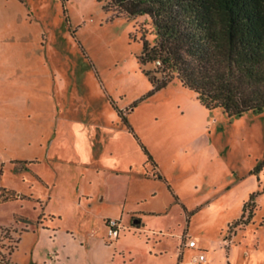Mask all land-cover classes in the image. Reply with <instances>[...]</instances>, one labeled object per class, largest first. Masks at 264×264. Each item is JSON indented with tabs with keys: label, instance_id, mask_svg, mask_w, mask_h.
<instances>
[{
	"label": "rangeland",
	"instance_id": "rangeland-1",
	"mask_svg": "<svg viewBox=\"0 0 264 264\" xmlns=\"http://www.w3.org/2000/svg\"><path fill=\"white\" fill-rule=\"evenodd\" d=\"M144 30L97 0H0V264H262L264 111L156 89Z\"/></svg>",
	"mask_w": 264,
	"mask_h": 264
},
{
	"label": "trees",
	"instance_id": "trees-1",
	"mask_svg": "<svg viewBox=\"0 0 264 264\" xmlns=\"http://www.w3.org/2000/svg\"><path fill=\"white\" fill-rule=\"evenodd\" d=\"M97 1L118 16L149 17L154 38L143 31L139 60L163 75L158 79L147 71L156 89L177 78L201 105L230 118L264 111V0ZM263 166L264 161L254 173ZM246 208L247 203L242 218ZM254 214L251 209L243 223Z\"/></svg>",
	"mask_w": 264,
	"mask_h": 264
},
{
	"label": "built area",
	"instance_id": "built-area-1",
	"mask_svg": "<svg viewBox=\"0 0 264 264\" xmlns=\"http://www.w3.org/2000/svg\"><path fill=\"white\" fill-rule=\"evenodd\" d=\"M107 226L109 228V232H108L109 236L114 237V238H118L120 231L125 228L124 225H122L121 222L119 220H116V219H108L107 220ZM185 245L187 247H191V248L197 246L196 241L193 239H190L187 242H185ZM205 259H206L205 254L201 253L194 260L195 261H202Z\"/></svg>",
	"mask_w": 264,
	"mask_h": 264
},
{
	"label": "crops",
	"instance_id": "crops-1",
	"mask_svg": "<svg viewBox=\"0 0 264 264\" xmlns=\"http://www.w3.org/2000/svg\"><path fill=\"white\" fill-rule=\"evenodd\" d=\"M88 197H90V196H88ZM102 200H104V199H102ZM109 205H111V204H109ZM110 215H107L106 216V218H108ZM254 216H255V214H254ZM120 218H121V220L123 219V214H122V212H121V214H120ZM254 218V217H253ZM252 221H253V219H252ZM249 224V223H248ZM261 224H262V222H261ZM141 226V222H140V224L138 225V227H140ZM119 237V236H118ZM180 238V240H181V236L179 237ZM197 244V243H196ZM228 254L230 255L231 253H232V251H231V249L228 247ZM258 251V250H257ZM262 252H263V261H262V264H264V249L263 250H261ZM261 253V252H260ZM199 255V254H198ZM198 255H196V256H194V257H197ZM203 262H206L207 261V256H206V259L205 260H202ZM197 262H200V261H197ZM205 264V263H204ZM206 264H210L209 262L208 263H206Z\"/></svg>",
	"mask_w": 264,
	"mask_h": 264
},
{
	"label": "water",
	"instance_id": "water-1",
	"mask_svg": "<svg viewBox=\"0 0 264 264\" xmlns=\"http://www.w3.org/2000/svg\"><path fill=\"white\" fill-rule=\"evenodd\" d=\"M134 223L135 224H139L140 223V220L139 219H136V220H134Z\"/></svg>",
	"mask_w": 264,
	"mask_h": 264
}]
</instances>
